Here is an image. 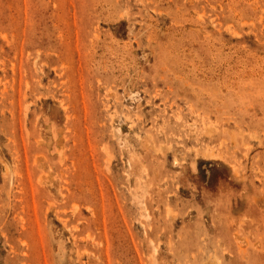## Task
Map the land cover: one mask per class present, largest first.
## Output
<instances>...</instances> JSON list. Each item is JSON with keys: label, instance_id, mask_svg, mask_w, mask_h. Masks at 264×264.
<instances>
[{"label": "rangeland", "instance_id": "1", "mask_svg": "<svg viewBox=\"0 0 264 264\" xmlns=\"http://www.w3.org/2000/svg\"><path fill=\"white\" fill-rule=\"evenodd\" d=\"M0 264H264V0H0Z\"/></svg>", "mask_w": 264, "mask_h": 264}, {"label": "bare ground", "instance_id": "2", "mask_svg": "<svg viewBox=\"0 0 264 264\" xmlns=\"http://www.w3.org/2000/svg\"><path fill=\"white\" fill-rule=\"evenodd\" d=\"M61 153V152H60ZM88 209V208H87Z\"/></svg>", "mask_w": 264, "mask_h": 264}]
</instances>
